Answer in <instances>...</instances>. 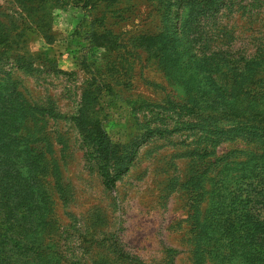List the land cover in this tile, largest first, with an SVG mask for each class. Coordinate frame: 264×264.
Masks as SVG:
<instances>
[{
  "label": "rangeland",
  "instance_id": "rangeland-1",
  "mask_svg": "<svg viewBox=\"0 0 264 264\" xmlns=\"http://www.w3.org/2000/svg\"><path fill=\"white\" fill-rule=\"evenodd\" d=\"M20 4L0 0V52L19 54L33 70L13 68L5 56L0 68L32 106L62 117L29 115L21 126L42 155V208L35 234L6 242L29 244L33 264H217L218 245L197 242V222L212 215L222 166L260 154L234 138L240 121L231 113L249 97L242 86L264 84V59L253 58L264 55V0L43 1L32 15ZM93 29L109 31L100 45L86 38ZM6 30L20 33L19 43L4 42ZM188 96L201 115L168 105ZM86 105L120 153L135 151L111 190L72 120ZM148 130L163 135L144 140Z\"/></svg>",
  "mask_w": 264,
  "mask_h": 264
},
{
  "label": "trees",
  "instance_id": "trees-1",
  "mask_svg": "<svg viewBox=\"0 0 264 264\" xmlns=\"http://www.w3.org/2000/svg\"><path fill=\"white\" fill-rule=\"evenodd\" d=\"M18 1L24 11L32 15L34 3L53 1L63 6L68 1L75 0ZM27 1L31 3L28 4ZM30 20L36 21V26L40 27L39 19ZM24 31L23 29L20 33ZM108 32L105 30L99 33L93 29L86 38L94 45H100L99 40L104 39ZM20 33L14 38L9 31H4V42L19 43L17 39L21 37ZM15 46L18 47L19 44ZM169 49L167 63L173 62V59H170L172 50ZM4 56L13 61V68L25 72L33 70L32 64L26 62L19 54L0 52V60ZM255 56L264 59L261 53L253 58ZM212 77L210 76V79ZM9 78V73L0 68V264H33L32 259L26 256L23 250L29 244L20 248L18 245L12 246L9 241L6 242L11 234L21 231L35 234L38 229L36 223L40 217L38 211L42 208L37 206L40 200L35 182L36 168L42 155H36L34 150L30 149L28 139L20 136L19 131L29 115L52 118L62 116L52 108L42 110L32 106L19 91V83L8 81ZM259 80L264 82V79ZM219 88L226 90L221 86ZM195 89L194 85L191 86V90ZM203 91L201 89V92ZM241 92L249 97L244 106L239 104L231 113L235 121H240L235 127L239 132L234 138H245L258 145L260 154H254L243 163L231 162L222 166L214 191L215 200L210 204L212 215L197 222L198 227H204V231L197 232V242L202 243V246L207 245V242H215L218 245L213 253L217 264H264V84L254 87L242 86ZM168 105L172 106L173 111H181L185 115L198 116L203 113V106L193 96H188L181 102L169 101ZM87 108V105L82 107L80 114L73 116L72 120L86 156L97 166L104 187L111 190L128 171L135 151L131 150L126 155L120 153L121 145L111 141L100 122L87 112ZM155 133L163 135L148 130L143 139L152 137ZM18 254H25L26 259L24 257L23 260H18Z\"/></svg>",
  "mask_w": 264,
  "mask_h": 264
}]
</instances>
